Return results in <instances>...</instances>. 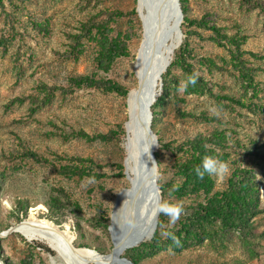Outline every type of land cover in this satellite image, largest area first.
Wrapping results in <instances>:
<instances>
[{"label":"rangeland","instance_id":"rangeland-1","mask_svg":"<svg viewBox=\"0 0 264 264\" xmlns=\"http://www.w3.org/2000/svg\"><path fill=\"white\" fill-rule=\"evenodd\" d=\"M2 1L0 234L3 236L0 237V262L77 264L64 258L55 249L56 243L52 239L37 235L30 240L16 231L25 221L35 220L59 231L75 250H89L105 259L112 256L107 263L92 261L89 264H131L126 256L140 244L150 241L157 219L152 230L148 222L149 205L146 207L144 202L135 201L124 204L116 223L111 219L117 195L130 187L125 178L126 147L131 136L127 96L122 99L116 94L94 89L63 94L61 88H66L68 78L94 70L91 44H85L77 59L72 55V36L77 34L79 24L101 12L119 10L126 17L118 19L113 26L116 31L132 33L129 43L132 57L117 60L106 78L116 81L129 92L134 89L137 80L133 65L143 39V20L151 0H144L142 9L138 0ZM166 4L169 9V4ZM188 6L192 18L203 17L209 24L220 28L223 34L244 37L243 50L264 55V24L259 10L248 9L239 0H188ZM132 10L134 15L130 14ZM170 13L173 11L166 12L168 16ZM166 18L167 15L156 29L151 62H157L176 39L171 27L172 19L163 31L160 29L166 24ZM35 23H41L46 31L38 32L34 28ZM198 32L200 38L194 39L196 53L215 57L225 66L212 72H208L205 66H197L198 74L205 78L216 95L243 98L237 73L230 65L226 49L209 41L208 31L200 29ZM177 38L178 44L179 34ZM180 39L167 64L181 45L182 34ZM246 58L259 85L260 93L254 104L260 108L247 111L226 102H217L208 95H185L177 90L176 98H168L159 109L156 121L164 144L161 147L157 141L155 152L160 155V166H157L156 182L167 183L173 179L170 165L174 156L171 153L186 138L196 134L223 133L224 152L228 153L229 159L225 163L227 170L213 175L215 187L221 189L227 184L234 165H246L254 171L260 185L261 213L256 217L253 236L243 238L236 232L218 234L178 254L162 251L143 259L140 264H264V60ZM182 80L179 77V86ZM160 81L161 77L154 86L155 100L161 94ZM41 84L57 88L47 103H42L45 95L39 92ZM31 97H35L37 104L30 102ZM120 124H124L125 136L118 143L88 142L75 135L79 131L89 135L106 134L109 130H116ZM26 152H33L48 161L35 163L26 157ZM71 158L92 160L95 164L93 172L100 177L79 181L58 176L55 166L59 167ZM120 164L121 171L118 169ZM51 198H56L61 205L50 209ZM18 200L29 203L26 217L16 212ZM182 204L188 207L191 200L184 199ZM100 207L108 213L106 230L97 227V209ZM177 222L173 225L169 221V228H176ZM13 228L15 231L6 234ZM41 248L50 250L53 255Z\"/></svg>","mask_w":264,"mask_h":264},{"label":"trees","instance_id":"trees-1","mask_svg":"<svg viewBox=\"0 0 264 264\" xmlns=\"http://www.w3.org/2000/svg\"><path fill=\"white\" fill-rule=\"evenodd\" d=\"M248 9H257L263 15L264 24V1L262 0H239ZM180 11L182 13V23L180 31L183 41L179 48L174 51L173 59L170 61L165 73L161 76V94L153 102L150 109L152 112L151 130L157 137V141L163 147V139L157 130V117L159 109L167 103L168 98H176L175 92L179 87V77L183 79L187 74L197 73V66H205L208 72L222 70L224 64L203 54H197L194 47V39H199L198 30L208 31V37L214 45L226 49L229 62L233 70L237 73L243 91V98H233L227 95H216L207 84L204 77L198 74L195 86L189 85L184 91L185 95H208L217 102H226L235 107L253 111L260 108L254 104L260 93L259 85L255 81V73L249 65L246 56L264 60V55L258 56L242 49L245 38L237 34L228 36L223 34L215 24H209L205 18H192L189 14L188 0H179ZM3 8V1L0 0V9ZM130 14H135L134 10ZM126 15L121 11H105L96 17H91L79 24L77 34L72 36V55L74 59L82 54L85 44H91L93 49L92 64L94 70L90 73L77 77H70L66 80V88H61L63 94H72L75 91L84 89L99 90L104 93H112L125 99L129 89H126L116 81L106 78L113 65L119 59H129L131 52L129 43L132 39L130 31H116L114 24L118 19H123ZM34 28L38 32H45L46 28L41 23H35ZM221 65V66H219ZM180 73V75H178ZM60 88V87H59ZM57 89L45 84L39 86L44 100L42 103L50 101L53 93ZM22 103L21 100H17ZM35 97L30 98L32 104H37ZM149 109V110H150ZM77 137L88 142L118 143L125 136L124 124L117 126L116 130H109L106 134L89 135L83 131L75 134ZM171 149V148H169ZM225 137L221 132H214L209 135L196 134L186 138L171 153L174 161L170 165L173 172V179L167 183H160L157 188L160 192L161 202L181 206L183 214L180 216L177 226L169 228V218L163 214L158 215L155 231L148 242L140 244L133 249L126 259L131 264H140L141 261L150 256H154L162 251H171L176 254L189 247L202 244L207 239L216 237L218 234L236 232L243 238L253 236L255 231L256 217L260 210V185L254 171L246 165H234L227 184L217 189L213 175H206L200 179L195 174V169L201 164L205 156H212L221 162L226 163L229 159L228 153L224 152ZM179 154V155H177ZM26 157L35 163H45L48 160L39 157L33 152H26ZM157 166H160V155L154 152ZM92 160L82 158L69 159L67 163L55 166L58 176L79 181L85 179H98L99 174L93 171ZM121 171V164L118 165ZM2 175V174H0ZM184 199H190L191 204L184 207ZM19 209L18 215L26 217L29 203L17 201ZM61 203L56 198H51L49 208H57ZM108 223V213L101 207L97 209V227L106 230ZM161 232L173 233L176 239L165 237ZM49 255L53 252L46 248H41Z\"/></svg>","mask_w":264,"mask_h":264},{"label":"bare ground","instance_id":"bare-ground-1","mask_svg":"<svg viewBox=\"0 0 264 264\" xmlns=\"http://www.w3.org/2000/svg\"><path fill=\"white\" fill-rule=\"evenodd\" d=\"M138 2L139 8L142 9L144 0H138ZM166 3L169 4V9L167 8L168 6ZM175 9V0H151L149 9L147 10L148 13L143 20V39L133 65L137 84L136 87L128 93L126 99V109L129 122L128 127L130 126L131 136L129 137L128 145L126 147L127 169L125 178L130 187L126 190H122L116 197L114 209L111 214L113 223H116V220L119 219L122 208L127 201H135V203L144 202L143 206L146 205V207L149 205L148 222L151 223L152 230L154 229L158 216L155 214V208L159 201L155 194L154 179H152L155 176V171L152 168L149 170L144 164L143 166L141 165V162L143 163V153L145 150L143 144L144 142H147L143 128L149 109L153 100H155V83L160 79L167 67L170 55L178 41L177 13L175 14ZM169 10L170 12L173 11L172 14L170 13L171 16L170 14L169 16L166 14ZM165 15H167L165 20L166 24L161 26L160 29L163 31L167 22L172 19L171 27L174 33L173 36H175L176 39L174 42H171L168 49L160 56V58H157V62H151V52L156 42L155 32L159 26V22H161L160 20L163 17L165 18ZM149 144L151 146L153 145L154 148V142L152 143V141H150ZM16 231L21 232L30 240H34L37 235L52 239L56 243L55 249H57L64 258L72 259L77 264H89L92 261H102L107 263L112 260V256L107 259L99 258L91 252L73 249L59 231L44 222L28 220L17 227ZM122 248H124V246H122Z\"/></svg>","mask_w":264,"mask_h":264},{"label":"clouds","instance_id":"clouds-1","mask_svg":"<svg viewBox=\"0 0 264 264\" xmlns=\"http://www.w3.org/2000/svg\"><path fill=\"white\" fill-rule=\"evenodd\" d=\"M198 78V74L195 72L192 74H187L185 78L180 82L178 91L184 92L187 90L189 85L195 86ZM226 170L227 165L224 162H221L212 156H205L202 159L201 164L196 167L195 174L198 178L203 179L206 175L212 176L224 172ZM155 214H163L167 216L169 218L170 223L174 225L180 219V216L183 214V209L181 206L172 205L167 202H157ZM161 235L176 239L174 234L170 232H161Z\"/></svg>","mask_w":264,"mask_h":264},{"label":"water","instance_id":"water-1","mask_svg":"<svg viewBox=\"0 0 264 264\" xmlns=\"http://www.w3.org/2000/svg\"><path fill=\"white\" fill-rule=\"evenodd\" d=\"M175 3H176V9H175V14L177 13V32L179 34V43L175 46V49L178 47V45L180 44V37H181V31H180V24L182 22V13L180 11V4H179V0H175ZM172 59V57H171ZM169 65V64H168ZM168 67V66H167ZM166 70V68H165ZM164 70V71H165ZM159 91H161V81H160V86H159ZM151 120H152V112H151V109L149 110L148 112V116L146 118V122L144 124V128H143V132H144V135L146 137V141L147 142H144V153H143V163L141 162V165L146 167V168H149V170L154 169L155 171V176L152 178L154 179V189H155V194L157 195L158 197V201L161 202V196H160V193H159V190L157 188V163H156V160H155V157H154V152L158 146L157 144V139H156V136L153 134L152 130H151ZM150 141H152V143L154 142V148H153V145L151 146L149 143ZM148 144V145H147ZM16 228H13V229H10L6 234L12 232V231H15ZM3 236L2 234H0V237ZM89 251V250H88ZM91 252V251H89ZM1 264V262H0Z\"/></svg>","mask_w":264,"mask_h":264}]
</instances>
